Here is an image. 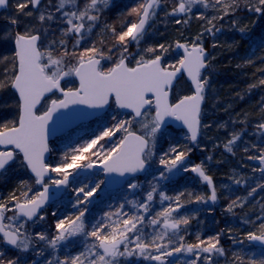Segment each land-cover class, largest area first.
<instances>
[{"label": "snow or ice", "instance_id": "6c2138e0", "mask_svg": "<svg viewBox=\"0 0 264 264\" xmlns=\"http://www.w3.org/2000/svg\"><path fill=\"white\" fill-rule=\"evenodd\" d=\"M165 3L166 0H138L128 13L138 19L126 21L122 31L103 25V30L112 34L111 46L104 40L97 46L91 37L101 27L103 13L112 6V0H16L17 14L0 24V178L19 169L29 173L41 189L33 192L28 181L21 180L19 193L13 191L0 199V264H37L36 259L26 258V254L35 252L43 257L48 249L51 258H45L43 264H136L137 261L176 264L170 258L182 254L192 257L182 264H217L214 258L226 255L220 244L223 232L207 239L197 235L195 243L185 241L191 218L179 214L184 207L180 202L184 193L169 196L158 184L151 185L142 201H126L135 211H125V205L121 204L90 230L84 220L88 211L85 207L74 218H58L51 236L47 232H29V222L35 225L46 219L41 210L50 199V188L68 185L73 175L69 169L99 167L106 174L135 175L146 171L161 151L158 146L165 139L166 122L170 118L187 129V139L193 144L202 128L212 127L211 123H203L208 115L204 106L211 89L215 59L205 48V33L214 37L223 27L218 26L219 21L225 18L235 25L241 12L264 18V0H175L170 11L164 8ZM9 6L10 0H0V10ZM201 9H211L214 14ZM161 11L165 17L175 18L176 24L182 23L178 18L181 16L185 18L183 23L192 17L203 20V31L184 37L183 42L175 40L141 47V41ZM239 31L245 33L246 28ZM130 43L136 45V51L130 50ZM257 51L264 52V34L249 38L250 54L255 56ZM172 52H176V57L169 62ZM259 60L264 64V55ZM246 63L253 65L255 61L249 58ZM258 71L264 73V68ZM258 86H264V78L250 88ZM111 107L126 110L123 115L127 118H118L121 115L118 111L112 115L110 126L65 151L58 163L46 160L53 152L50 135L62 123L96 114L85 109ZM239 122L248 124L246 117ZM246 130L231 133L224 145L227 152L236 154L233 148ZM253 134L264 137V116L255 125ZM253 149L258 154L248 155L247 159L259 161L260 167L253 169L261 174L259 182L250 186L246 196L231 200L226 209L229 213L243 208L250 197L264 191V146L245 145L243 151L248 153ZM191 151L178 144L163 151L159 156V164L163 166L160 179L168 180L178 169L196 173L211 192L207 197L195 196V202L215 203L216 187L203 163L190 168L185 163ZM50 173H57L59 178L51 179ZM232 179L238 186L249 183L244 177ZM103 184L104 180H100L87 191L80 188L83 199L78 197L77 205H87ZM128 187L135 191L141 185L129 183ZM157 195L161 203H170L153 213ZM260 208L264 212V203ZM256 219L259 223L253 224L254 230L243 233V239L231 236L230 239L239 245L259 244L261 258L246 259L234 254L232 264H264V216ZM76 237L83 238V250L66 253L61 258L57 254L61 246L69 242L74 246ZM13 250L16 254L10 256Z\"/></svg>", "mask_w": 264, "mask_h": 264}, {"label": "trees", "instance_id": "16d2710c", "mask_svg": "<svg viewBox=\"0 0 264 264\" xmlns=\"http://www.w3.org/2000/svg\"><path fill=\"white\" fill-rule=\"evenodd\" d=\"M15 2L16 0H10V6L0 15V24L7 17L17 14V10L14 7ZM204 12L209 15L214 14L212 10ZM179 18L182 20V23L176 24L174 22L172 26L165 28L159 39L161 43L167 44L175 40L183 42L184 37L195 36L196 33L203 30L202 25L205 23L203 20L192 17L188 19L187 23H183L185 18L183 16ZM114 24H109V26H114ZM220 25L223 26L221 31L217 32L214 37L207 35L204 42L210 55L213 52L217 54L216 59L213 61L215 68H217L213 89H216L220 106L215 107L214 102L211 105L206 101L204 107L210 108L211 105L212 110H214L213 114L206 117L207 119L209 118V123L212 124V127L210 129L202 128L201 139H199L197 147L190 144L188 140L185 145V148L192 149L188 154V158L190 157V160L193 161L192 163H203L206 174L212 177L218 199L211 205L195 202V196L203 195L206 197L205 189L209 191L207 185L196 177L190 182L180 176L172 181H168L166 188H163L162 191L173 197L179 195L181 192L184 193L180 198V202L184 207L179 210V214L187 215L191 218L190 224L187 227V233L185 234V241L187 243H195L197 235L201 239H207L208 237L215 236L217 233L223 232L220 236V244L225 249L226 255L223 257L216 256L214 259L217 264H232L234 254L245 256L246 259L249 257L255 259L261 258V248L250 243H245L244 245L236 244L233 239H230V236L236 239H243V233L248 230H254L253 224L259 223L256 217L264 216V212L260 208V205L264 203V199H262L264 198V191H258L254 197L249 198V202L243 208H236L234 213H229L226 209L231 200L237 196H246L250 186H255L261 176L258 171L253 172L254 168L260 167L259 161L247 159L248 155L258 154L257 151L253 149L245 153L243 148L245 145L250 146L251 144L264 146V137L253 134L255 125L264 116V112H261V108L264 107V86L250 88V85L258 84L259 79L264 78V73L258 71V68H264V64L260 63L259 60V56L264 55V52L257 51L255 56H252L249 52V38H255L264 34V18H259L249 12H241L237 14L235 25L228 18L219 21L218 26ZM239 28H246V32L241 33ZM213 44L217 46L213 47ZM249 58L255 61L253 65L246 63ZM245 117L248 120L247 125L239 122L245 119ZM205 121L203 120V123ZM220 125H225L226 127H220ZM244 128L247 130L242 140L238 141L237 145L233 148L236 154L233 155L227 152L224 145L231 138V133L234 131L239 132ZM173 132L176 133L175 131ZM209 156L212 157L211 160L208 159ZM234 176L237 178L244 177L248 180V185H236L232 179ZM142 178L139 179L141 180ZM7 180H2L1 187L3 189L7 190L5 186L10 184L14 186H10L11 190L19 188V180H15L14 178H11L10 182ZM145 185L148 188H145V186L143 190H149L151 187L150 182L148 181ZM188 193L192 194L191 197ZM169 203L170 201L161 203L160 197L157 195L153 202L152 212L161 211ZM112 209L113 207L108 206V202L105 201L100 206H97L96 209L93 208L92 212L90 210L86 223L89 225V230L93 224L105 220L103 219V214L112 211ZM66 213V209H61L52 218V228L49 225H44L38 231L47 232L51 236L55 230L53 224L58 218L65 217ZM245 220H251L252 223H245ZM146 231H151V229H147ZM82 241V237H76L74 246L69 242L61 246V250L57 254L62 258L66 253L70 252L74 254L82 250L79 247L83 246ZM41 245L42 242L37 244V251H39ZM29 256L36 259L37 264H43L45 258H51V250L48 249L43 257L36 256L35 252L26 254V258ZM172 259L176 264H182L183 254ZM186 259L189 260L191 257H186ZM142 262L137 261L136 264H144Z\"/></svg>", "mask_w": 264, "mask_h": 264}, {"label": "rangeland", "instance_id": "374dc122", "mask_svg": "<svg viewBox=\"0 0 264 264\" xmlns=\"http://www.w3.org/2000/svg\"><path fill=\"white\" fill-rule=\"evenodd\" d=\"M138 3V0H112V6L105 10L103 13V16L101 18V27L94 30L93 36L91 37V40L97 43V46H99V41L104 40L105 43L109 46L114 42L112 34L108 31L103 30V25H111L114 24L117 32L122 31V25L125 24L126 21H132L135 22L138 18L136 16H130L128 15L131 7L135 6ZM175 0H166V3L164 4V8L167 11L171 10V7L174 6ZM204 11L210 12L211 9H201ZM122 13V14H121ZM118 16V17H116ZM179 18V17H178ZM116 20V21H115ZM175 18L165 17V14L163 11L159 13V18L157 19L156 23L149 29L148 35L144 37V39L141 41V47H147L150 45H155L158 43H161L159 40L162 36L163 32L165 31V28H168L169 26H172L174 24ZM164 29V30H163ZM203 29V28H202ZM163 30V31H162ZM203 31V30H202ZM199 31L198 33H200ZM196 33V34H198ZM195 34V35H196ZM186 36V35H185ZM184 37V36H182ZM206 38V33L204 37V42ZM166 44V43H165ZM87 46V45H85ZM129 48L132 51H136V45L133 43L132 45L129 44ZM211 56L217 57V54L214 52L211 54ZM176 57V52H172L170 57H168L169 62L172 61V58ZM214 59V60H215ZM213 60V61H214ZM212 61V64H213ZM217 68H215V65L213 64V71H212V79H211V89L207 98L208 104H211L214 102L215 107L220 106V102L218 99V95L216 93V89L214 90V76L216 75ZM210 105L209 107H205L208 115L210 116L213 114L212 107ZM119 110L112 107L106 115L103 117H100L96 120L91 121L90 123H86L83 125H80L73 131L69 132L68 134L60 137L54 144H53V156H51V159L49 163H58L60 161L61 156L64 154L65 151H70L73 147H78L80 144L85 142L86 140H89L91 138H94L95 135L99 134L100 131L103 130L104 127L110 126L111 123H113L111 117L112 115L116 114ZM120 112V111H119ZM121 113V112H120ZM118 118H127L126 115L118 116ZM206 120V121H205ZM204 123L208 121L209 118L204 119ZM133 127H137L134 123ZM173 129H166V136L163 141H161L160 145L158 146L161 151H158L157 157L153 159L152 163L150 164V168L147 171L146 175L143 176V178L140 179H133L130 182H128L123 189L121 190H107L103 185H101L100 190L97 191L91 198L90 202L85 205L83 203L77 205L78 197L79 199H83V194L79 192L80 188H84L85 191H87L89 188H92L95 186L96 183H98L100 180H104L102 171L93 172L90 175L81 178H77L71 185H69L66 188V191L64 193V196L60 199L58 204L54 205L52 208L47 209L44 214L46 215V219L44 221H38L37 223H41V226L49 225V227L52 228L51 222L53 221V215L52 213L55 212L56 215L58 214V211L61 209L67 210V216L75 217V215L78 214L79 210L84 209L87 207L88 211L84 217L85 223H87V219L91 212L93 211V208L96 209L97 206H100L101 203H104L105 201L108 202V206H112V211L119 208L121 204L125 205V211L131 212L135 211L130 204L126 203V201H142L148 190H143L146 186L145 184L149 181L151 185L158 184L160 187V190L162 191L163 188H166V184L168 181H172L178 177H184L186 181H192L194 176L190 174V171L184 172L180 169H178L174 174L170 176L168 180H161L160 179V172L163 171V166L159 164V156L162 154L163 151H167L170 145L178 144L182 147H186V141L187 134L184 133V131H175L173 132ZM119 135V134H118ZM201 139V138H199ZM189 141V140H188ZM198 140L195 144L189 141L190 144L193 146L199 145ZM194 151V150H193ZM189 156V155H188ZM193 161L190 160V157L186 160V165L190 168L195 163H192ZM19 171V169H17ZM15 170V171H17ZM69 171L74 172V170L69 169ZM13 173V172H12ZM52 177L51 179L59 178L57 173H51ZM129 183H138L141 185V187L137 190H132L128 187ZM145 188H148L147 186ZM150 190V188H149ZM206 197L210 195V192L205 189ZM31 194V193H30ZM178 194V193H176ZM175 194V195H176ZM177 196V195H176ZM166 202V201H165ZM208 205H211V201L207 203ZM74 205H77L74 207ZM64 218V217H63ZM61 218V219H63ZM103 219L106 220L105 213L103 214ZM56 223V222H55ZM55 223L53 224V227L55 228ZM31 229L29 228V232L31 233ZM76 238H74V241ZM67 244V243H66ZM77 247V246H76ZM83 250V246H79ZM186 257H191V255L183 254L182 262H186ZM174 258V257H173ZM192 258V257H191ZM171 259V258H170ZM144 264H152V262L149 261H143ZM142 262V263H143ZM141 264V263H140Z\"/></svg>", "mask_w": 264, "mask_h": 264}, {"label": "water", "instance_id": "95a60500", "mask_svg": "<svg viewBox=\"0 0 264 264\" xmlns=\"http://www.w3.org/2000/svg\"><path fill=\"white\" fill-rule=\"evenodd\" d=\"M3 10H0V13L2 12ZM108 109V108H107ZM107 109H102V110H93V109H85L86 112H95L96 114L95 115H85V116H81L80 118L78 119H74V120H71V121H68V122H65V123H62L59 127V130L56 131L53 135H50V139H49V142L54 139L55 137L57 136H62L66 133H68L70 130L76 128L78 125L82 124V123H86V122H90L91 120H94L95 118L101 116L102 114H104ZM123 112H126V110H122ZM167 127L168 126H172L173 128L175 129H178V130H186L187 129L185 127H183L179 121H175L174 119H169L167 122ZM199 139V137H198ZM198 141V140H197ZM49 156L50 154H48V156L46 157V160L48 161L49 160ZM149 169V167L146 169V171ZM102 169H100L99 167L97 168H92V169H87V168H81L77 171L76 175L77 176H80V175H87L89 174L90 172H93V171H101ZM146 171L144 172H141V173H137L135 175H132V174H128L126 176H119L118 174H106L104 173V185L107 189L109 190H112V189H121L124 187V185L126 184V182L133 178V177H137V176H143ZM191 172V171H190ZM192 175L194 176H197L198 175L196 173H193L191 172ZM47 178V177H46ZM199 178V177H198ZM72 179V176L69 177V181ZM67 186V185H66ZM66 186H55L53 185L50 190H49V201L48 203L45 205V207L50 204L51 202L55 201V200H58L62 197L64 191H65V188ZM209 186V185H208ZM210 188V187H209ZM211 190V188H210ZM44 207V208H45ZM43 210V209H42ZM41 210V211H42ZM256 247H261L259 244L257 243H250Z\"/></svg>", "mask_w": 264, "mask_h": 264}, {"label": "flooded vegetation", "instance_id": "af4514ba", "mask_svg": "<svg viewBox=\"0 0 264 264\" xmlns=\"http://www.w3.org/2000/svg\"><path fill=\"white\" fill-rule=\"evenodd\" d=\"M131 45L133 44V43H130ZM206 48V47H205ZM207 49V48H206ZM207 51L209 52V50L207 49ZM170 62H171V60H170ZM112 108V107H111ZM111 108H108L107 109V111L104 113V114H102L101 116H99V117H97V119L98 118H100V117H103L104 115H106L107 114V112L111 109ZM121 113H125V112H123L122 110H119ZM94 120H96V118L94 119ZM91 121H93V120H91ZM90 121V122H91ZM90 122H87V123H90ZM83 124H86V123H82V124H80V125H83ZM80 125H78L77 127H79ZM76 127V128H77ZM75 128V129H76ZM167 129H173L174 131H178L177 129H175V128H173L172 126H168L167 127ZM74 129H72V130H70L69 132H71V131H73ZM68 132V133H69ZM185 132V131H184ZM68 133H66V134H68ZM66 134H64V135H66ZM64 135H62V136H64ZM62 136H57V137H55L54 139H52L51 141H50V145H51V147L53 146V144L60 138V137H62ZM53 148V147H52ZM54 151V150H53ZM51 156H53V152H51L50 153V156H49V160H48V162L50 161V159H51ZM77 171L78 170H75L74 172H73V175H72V179L69 181V183H68V185L66 186V188L69 186V185H71L77 178H81V177H85L86 178V176H88V175H90L91 173H93V172H97V171H93V172H90L89 174H87V175H80V176H77L76 175V173H77ZM102 171V174H103V177H104V172H103V170H101ZM13 172V173H12ZM50 177H52V175H51V173H50ZM143 177V176H142ZM11 178H14L15 180H19V182L21 181V180H25V181H28V184H30V186L32 187V191L33 192H36V191H38V190H41L40 189V186H38V185H35L34 184V181H33V179L31 178V175L29 174V173H27V172H25V171H22V170H17V171H10L9 173H8V175H7V177H5V178H0V199H4L5 197H7V196H9L13 191H17L18 193H19V191H21V189L20 188H18V189H12L11 190V188H10V186L12 185V184H10V185H6L5 187H7V190L4 188H2L1 187V183H2V180H4V179H8L9 180V182L11 181L10 179ZM105 178V177H104ZM139 178H141V177H133V178H131L130 180H128V182H130L131 180H133V179H139ZM7 180V181H8ZM47 180H48V177L46 178V182H47ZM29 181H30V183H29ZM202 181V180H201ZM127 182V183H128ZM203 182V181H202ZM126 183V184H127ZM13 186V185H12ZM11 186V187H12ZM105 186V185H104ZM14 187V186H13ZM19 187V186H18ZM66 188H65V191H66ZM106 188V187H105ZM124 188V187H123ZM123 188H121V189H123ZM107 189V188H106ZM121 189H118V190H121ZM108 190V189H107ZM65 191H64V193H65ZM64 193H63V195H62V197L64 196ZM61 197V198H62ZM60 198V199H61ZM60 199H58V200H55V201H53V202H51L50 204H48L43 210H42V212L44 213L47 209H50V208H52L54 205H56V204H58V202L60 201ZM8 215H12V213H8ZM41 227V223H36L35 225H33L32 224V222H29V228H32L31 229V233H35V232H38V230H39V228ZM15 250H13V251H11V252H9V255L10 256H15ZM172 259V258H171Z\"/></svg>", "mask_w": 264, "mask_h": 264}, {"label": "bare ground", "instance_id": "6f19581e", "mask_svg": "<svg viewBox=\"0 0 264 264\" xmlns=\"http://www.w3.org/2000/svg\"><path fill=\"white\" fill-rule=\"evenodd\" d=\"M7 9H8V8H7ZM7 9H6V10H7ZM6 10H3V11L0 13V15H1L4 11H6ZM207 35H208V34L206 33V37H207ZM203 183H204V182H203Z\"/></svg>", "mask_w": 264, "mask_h": 264}]
</instances>
